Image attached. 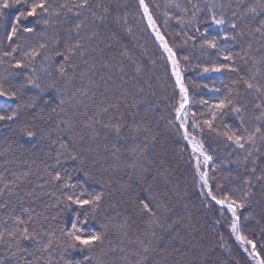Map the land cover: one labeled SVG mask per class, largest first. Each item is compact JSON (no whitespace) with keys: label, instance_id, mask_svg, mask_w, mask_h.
<instances>
[{"label":"trees","instance_id":"16d2710c","mask_svg":"<svg viewBox=\"0 0 264 264\" xmlns=\"http://www.w3.org/2000/svg\"><path fill=\"white\" fill-rule=\"evenodd\" d=\"M51 2L59 5L65 3V0ZM145 2L149 4L150 12L166 40L175 45L178 55L189 56V66L186 70L184 62L181 63L182 75L190 92L187 115L189 131L195 134L197 140L202 141L205 151L213 157L210 166L220 165L216 176L220 178L219 182L223 187L216 188L217 181L212 180L214 190L217 195L230 193L239 197V190L244 187L241 178L248 174L245 166L238 163L244 153L222 137L208 131L206 127L203 133L199 128H191V113H197L198 123L208 117L210 105L224 99L228 95V89L236 87L233 80L238 74L228 71L203 73V66L208 61L228 62L223 61L219 54H211L213 50H207L210 54L204 55L202 50L198 46L193 47L191 42L184 45L183 37L178 33L183 30L195 35L193 27L178 25L173 19L165 28L162 12L167 0ZM180 2L188 7L190 14L191 5L188 0ZM193 2L199 3L202 8L199 13V27L202 30L207 29V35L215 38L222 48L237 53L242 47L246 48L248 43H252L254 49L260 47L258 34H254L255 39L246 36L239 42L225 40L224 36L232 34L233 30L227 24L221 27L212 25L205 19L210 18L211 13L204 7V0ZM236 2L237 0H231L233 5ZM243 2L247 4L251 0ZM90 3L93 9L101 12L104 7H108L109 13L102 23L97 22V35L91 42L84 40L86 47L95 51L75 59L79 67L75 79L65 93V112H60L59 92L47 86L50 81L56 79L58 73L54 68L51 76L40 71L43 61L41 57H37L36 74L44 85V91L29 87L25 94V100L39 97L38 110H29L31 114L25 115L26 121L34 123L38 132L37 138L29 140L18 134L14 124L0 122V177H3L6 183H11L25 170L31 169L32 173L30 182L18 189V195H9L5 190L4 195L0 197V205H3L0 207V231L13 227L14 217H21L28 222L29 212L25 211L26 209L33 210L31 220L34 226L39 228L43 225L46 231L55 232L57 237L60 236L61 229L70 231L72 224L77 223V212L82 214V209L76 208L75 205L66 207L58 201L57 196L28 195L34 190L40 191L37 185L44 183L41 177L47 168L49 171L61 170L65 176L71 178L72 183L81 185L89 195L104 193L102 208L97 212L96 219H90L87 224H83L81 217L80 226L86 234L106 232L102 249L98 246L88 251L78 247L76 250L65 251L59 246H54L50 253L44 254L45 258L51 256V264H65V261H70L71 264H97V261H103V264H136L137 256L134 253L140 251L137 240L144 238L147 231L155 228L138 207L140 202L150 201L149 193L157 200L167 203L170 211L167 214L161 213L163 227L155 228L153 250L144 264H254L243 245L230 233L228 224L231 214L223 209L222 216L220 207L214 205V202L210 207L201 195L198 182L194 181L192 150L182 138L178 124L173 126L170 123L175 116L172 104L176 102L172 99L174 78L169 79L171 66L168 65L167 70L165 69V61L161 59L163 50L148 27L147 18L143 17L139 0H90ZM91 10L80 16L68 13L67 16L59 17V23L53 24L47 30L46 36L42 34L43 25L29 22L41 35L19 33L18 35L24 38L18 41L20 47L16 53L17 57L20 52L30 50L31 47L38 48L41 42L46 41L51 46L52 40L57 37L61 41V47L69 36L75 39L76 33L72 28L76 23L85 20L86 16H90ZM167 11L171 16L182 14L174 7L168 8ZM232 12V8L225 9L229 20L233 18ZM15 15L14 11L9 12L3 27H0V44L4 48L7 47L5 32L15 22ZM118 16L126 17L128 27L132 30L131 34L123 24L117 22ZM261 18L258 16L253 24L258 25ZM85 23L87 26L81 31L82 37L90 35L94 27L90 19ZM125 50L129 52L131 59L122 55ZM261 52H264V48ZM56 61L62 62V58L56 57ZM238 63L239 74L247 76L251 64L246 66L239 61ZM93 64L94 70L90 69ZM137 64L142 66L139 76L136 74ZM120 66L123 67V72L118 70ZM86 69H90V78L96 86L91 87L89 96L84 97L82 103L78 99L68 102V98L76 93L77 88L84 87L79 73ZM6 70L21 73L10 78L17 84L25 83L30 73L28 69H9L7 64H0V74H5ZM148 81H151V87L148 86ZM205 84L208 85L207 88L203 87ZM137 86L142 87L143 91H138ZM57 88L63 91V84L58 82ZM215 88L220 91H214ZM176 91L178 92V89ZM241 99L248 105V115L251 116L255 96H244L242 90ZM204 100L209 104L203 105L201 101ZM101 102L113 107L107 113H99L101 123L94 124L93 128L86 127V123H90L99 112ZM15 107L16 102L0 98V112H11ZM201 112L203 116L200 115ZM120 117H123V127L119 134L103 127L109 120H119ZM62 120L73 121L75 128H65L60 123ZM223 123L233 130L240 129V120L235 114L225 116ZM252 123L255 121L249 120V124ZM137 125L149 127L155 140L146 138L142 131L137 133L134 130ZM41 136L43 138H40ZM57 138L71 144L75 151L86 158L83 168L78 161L65 157H61L57 165L55 158L58 145L54 146L49 142L50 139ZM145 146L146 151L141 153ZM258 147L261 149L260 153L255 154L254 158H257L259 168L264 164V145L258 144ZM165 169L167 171H164ZM85 171L90 173V178L85 176ZM47 190L56 191L57 195L64 191L56 189L54 185H49ZM254 192L250 205L240 210V214L250 217L248 220H242V233L254 239L259 254L260 246L264 244V240H261L264 235V195L260 194L258 186ZM189 218L193 225L191 230L185 227ZM217 220L219 223H216ZM173 221L179 223L173 224ZM124 224L127 225L126 229L121 227ZM221 237L227 248L218 246ZM24 246L32 253L28 259L40 256L31 242H24ZM13 251L15 249L8 245H0V264H23L22 260L13 256ZM140 254L143 255L142 252ZM24 255L27 256V253ZM40 264H44V261L41 260Z\"/></svg>","mask_w":264,"mask_h":264},{"label":"snow or ice","instance_id":"6c2138e0","mask_svg":"<svg viewBox=\"0 0 264 264\" xmlns=\"http://www.w3.org/2000/svg\"><path fill=\"white\" fill-rule=\"evenodd\" d=\"M191 5V13L189 9L180 0H167L165 4V10L162 12L164 16L163 24L165 28L168 27L169 22L173 19L178 25H188L194 28L195 35L190 32L181 30L178 35L183 37L182 43L187 45L192 43L193 47L198 46L204 55H209L207 50H213L211 54H219L223 61L228 63H217L208 61L203 66V73H220L228 71L237 73V78L233 80V85L236 87L228 89V95L218 103L211 104L209 107V116L203 118L199 123L197 121V113L193 111L191 113L193 119L191 121V128H199L203 133L206 127L208 131L215 133L217 136L222 137L226 142L240 149L244 155L238 163L245 166L248 173L242 177V183L244 187L240 189L239 197H234L229 194L217 195L214 190L212 180H216V188H222L223 185L219 182L220 178L216 176V170L220 165H211L213 157L205 151L202 141L197 140L195 134L189 131L188 104L190 99V92L187 83L182 75L181 63L184 62V69L188 68V55H178L175 51V45L170 44L165 36L162 34L158 27V22L154 19L153 14L150 12V6L145 0H139V8L143 10V17L147 18L148 27H150L155 35L156 41L159 47L163 50L161 59L165 61V69L167 66H171V75L169 79L174 78L173 87V100H176L172 104V108L175 112V116L170 123L173 126H177L178 130L182 132V138L191 145L193 159H194V181L198 182L201 189V195H203L208 202L209 206L218 205L223 216V209H226L231 214L229 218L228 227L230 233L235 237L241 245L245 246V250L248 251L247 246L251 245L249 255L256 264H264V244H261L259 254L257 251V245L253 238L242 233V220H248L249 216H242L240 210L248 207L252 201V197L255 192L254 189L258 186L260 194L264 195V164L259 168L257 167V158L254 155L260 153L259 145H264V52L261 49L264 48V0H251L250 3L245 4L243 0H237L235 5L231 3V0H204V7L209 13V20L212 25L221 27L227 24L233 31L230 35H225V40L242 41L245 37L256 38L254 34H258V40L260 47L253 48L252 43H248L247 47H242L240 52L233 53L225 48H222L215 38H211L207 35V29H201L199 27L200 16L199 13L202 8L199 3H194L193 0H188ZM99 7V6H97ZM159 7V5H156ZM176 8L182 13L179 16L169 15L168 8ZM232 8V19L229 20L225 15V9ZM91 10L90 16H86L85 20H81L76 23L72 28V31L76 33V38L69 36L67 41L61 47V41L59 37L52 40L51 46L49 43L41 42L37 47H31L30 50L20 52L19 57L16 53L19 49L18 41L24 37L18 35L24 33L27 35H41L37 32V29L29 22H35L44 26L43 35H47V30L56 23H59V17L67 16L68 13H74L77 16L88 13ZM219 9V11H217ZM15 12L14 23H12L5 32V39L7 41V47L4 48L0 44V64H7L9 69H28L30 73L26 77V82L23 84H17L14 80L10 79L19 75V72L7 71L5 74H0V98L16 102L15 110L11 112H0V122L5 124L11 123L16 126L18 134L27 137L29 140L35 139L38 136V132L33 122L26 121L25 115H30L29 110H38L39 97H30L25 100L26 89L29 87L44 91V85L40 81V77L37 73V57H41L43 63L40 65V71L46 72L49 76L52 75V69L58 73L55 80L48 83L49 88H55L60 94V112H65L63 105L66 103L65 93L72 80L75 79V74L79 67L75 63L77 57L83 58L91 51H95L90 47H86L84 40L91 42L93 37L97 35L95 27L97 22L102 23L109 13V8L104 7L103 11H97L92 8L90 0H65V3L54 5L51 0H0V27H3V22L7 19L9 12ZM262 17L259 20L258 25H254L253 22L257 17ZM55 18V19H54ZM91 20V24L94 26L93 31L86 37L81 36V31L87 26L85 21ZM117 22L123 24L127 28L128 33L131 34V28L128 27L126 17H117ZM260 53V55H257ZM123 56L131 59V56L127 50L122 53ZM56 57H61L62 62H57ZM7 58V59H5ZM244 65L251 64L249 74L247 76L240 75L239 63ZM155 64V61H153ZM95 65H91L90 69L94 70ZM90 69L80 71L79 75L81 83L84 87L77 88L76 93L72 94V97L68 98V102L72 100H80L83 102L84 97H88L91 92V87L96 86L95 82L90 78ZM119 71L123 72V67L120 66ZM142 72V66L136 65V74L140 75ZM87 78V79H86ZM63 84V91L57 88V83ZM148 86L151 87V81H148ZM242 86V87H241ZM203 87L207 88L205 84ZM178 89V92L176 91ZM137 90L142 92L143 88L137 86ZM214 91H220L215 88ZM244 92V96H255L253 103L252 115H248V105L242 102L241 92ZM77 93L79 96H77ZM93 96L95 93H91ZM178 97V100H177ZM258 101V102H256ZM203 105H208L207 100L201 101ZM113 105H103L99 107V112L92 118L90 123H86V127L93 128L94 124L101 123L99 113H107ZM118 107V106H117ZM229 114H235L240 120V129L233 130L223 123L225 116ZM203 116V113H200ZM249 120L255 121V123L249 124ZM60 123L68 129L75 128V123L71 120H62ZM203 125V127L201 126ZM103 127L112 130L114 133L119 134L123 127V117L119 120H109L104 123ZM137 133L143 132L146 138L155 140V136L152 135L151 129L147 126L137 125L134 129ZM40 138H43L41 136ZM50 144L58 145L56 152V163H60L61 157L78 161L83 168L86 158L80 153L75 151L71 144L64 142L57 138L56 140L50 139ZM139 148V146H137ZM135 152L136 149H133ZM146 151V146L141 149V153ZM115 155V153H114ZM164 171H167L166 169ZM211 172V175H210ZM31 169L25 170L15 177L11 183H6L3 177H0V197L5 193V190L9 195H18V189L25 183H29L31 176ZM85 176L90 178V173L85 171ZM163 174V173H162ZM44 183L38 184L39 192L35 190L29 192L31 196H57L60 203H64L66 207L75 205L76 208L82 209L83 213L77 212V223H73L71 230H60V236L57 237L55 232L46 231L41 225L39 228L32 224L31 216L32 211L26 209L29 212V221L26 222L21 217H14V225L10 229L0 231V245H8L10 248L15 249L13 256H17L23 261V264H40L41 260L44 264H51V256L46 258L44 254L50 253V250L54 246H59L65 251L68 249L76 250L78 247L80 250L87 249L92 251L98 246L102 249L106 232L85 233L81 225L87 224L89 220H95L97 212L102 208V202L104 193H93L89 195L81 185L71 182V178L64 175L61 170L49 171L44 169V176L41 177ZM49 185H54L56 189H63L57 195L56 191L49 192L47 190ZM71 190V191H68ZM150 201L140 202L138 204L139 211L147 215L150 224L155 228L163 227L161 222V213L167 214L170 208L167 203L162 200H157L152 193H149ZM152 201H155L154 203ZM3 207V205H0ZM39 216V214H37ZM47 219V217H45ZM173 224L179 223V221H173ZM219 223V220L216 221ZM171 226V225H169ZM126 229L127 225L121 226ZM185 227L192 229L193 225L190 218L188 219ZM155 228L147 231L144 238H139L137 243L139 245V252L134 253L137 256L136 264H144L148 254L153 250V244L156 239ZM261 240H264V235L261 236ZM31 242L36 248L40 256L35 259H28L32 256V253L24 246V242ZM219 247L227 248L224 243L223 237H221ZM121 251H124L121 249ZM143 253L141 255L140 253ZM27 253V256L24 254ZM65 264H71L70 261H65ZM97 264H103V261H97Z\"/></svg>","mask_w":264,"mask_h":264},{"label":"rangeland","instance_id":"374dc122","mask_svg":"<svg viewBox=\"0 0 264 264\" xmlns=\"http://www.w3.org/2000/svg\"><path fill=\"white\" fill-rule=\"evenodd\" d=\"M190 146V148H191V145H189ZM192 150V149H191ZM224 210H226V209H224ZM243 248H244V250H245V246L243 245ZM247 248H248V251H246L247 253H248V255H249V252H250V250H251V246H247ZM250 256V255H249ZM251 257V256H250ZM253 261V260H252ZM253 263L254 264H256V262L255 261H253Z\"/></svg>","mask_w":264,"mask_h":264}]
</instances>
